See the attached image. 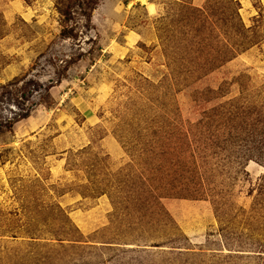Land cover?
<instances>
[{"label": "rangeland", "instance_id": "1", "mask_svg": "<svg viewBox=\"0 0 264 264\" xmlns=\"http://www.w3.org/2000/svg\"><path fill=\"white\" fill-rule=\"evenodd\" d=\"M85 1L0 0V264H264V163L226 146L264 123V0H237L254 45L186 80L180 5L208 0ZM219 105L215 195L163 194L148 135Z\"/></svg>", "mask_w": 264, "mask_h": 264}, {"label": "trees", "instance_id": "2", "mask_svg": "<svg viewBox=\"0 0 264 264\" xmlns=\"http://www.w3.org/2000/svg\"><path fill=\"white\" fill-rule=\"evenodd\" d=\"M97 4L98 0H86L81 3L83 14L87 15ZM180 7L185 15L180 20L184 21L188 28V32L185 33L187 37L181 36V39L186 40L182 45L186 55H178L175 50L173 61L176 62V68H182L179 72L185 76V80L200 79L204 74L232 60L236 52L239 53L256 42L242 20L239 12L240 3L237 0H208L204 7H195L183 2ZM71 31L73 29H68V33ZM179 60L181 62L178 64ZM181 80H184V77L177 79L178 82ZM221 108L222 105H219L213 113L204 111L198 121L189 123L190 128H181L177 119L169 138H165L166 143H163L162 135L158 137L164 128L162 125L148 135V140L151 141L147 144L151 146V152L163 153V156L168 151L171 156L168 158L167 168L152 170L147 175L148 177L152 174L155 177L154 180L159 183L157 189L163 194L202 199L212 191L211 181L203 178L204 174L200 171L197 159L203 158V165L207 164L212 157L215 158L208 150L216 146L219 148L216 159L220 161V129L215 130L213 124L219 118L220 126ZM257 121L261 130L250 131L244 139H237L239 135L231 132L226 146L240 141L244 145L242 148L245 150V161L254 158L264 163V123L258 117ZM5 127L11 126L6 124ZM244 129L248 130V126ZM141 148L145 151V146ZM228 163L225 159L220 161V167L223 168L221 175L225 173L224 169ZM211 193L215 195L214 192Z\"/></svg>", "mask_w": 264, "mask_h": 264}]
</instances>
